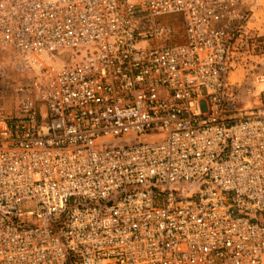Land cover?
Segmentation results:
<instances>
[{
    "label": "built area",
    "instance_id": "obj_1",
    "mask_svg": "<svg viewBox=\"0 0 264 264\" xmlns=\"http://www.w3.org/2000/svg\"><path fill=\"white\" fill-rule=\"evenodd\" d=\"M252 16L247 0H0V44L29 75L0 113V264H264Z\"/></svg>",
    "mask_w": 264,
    "mask_h": 264
},
{
    "label": "rangeland",
    "instance_id": "obj_2",
    "mask_svg": "<svg viewBox=\"0 0 264 264\" xmlns=\"http://www.w3.org/2000/svg\"><path fill=\"white\" fill-rule=\"evenodd\" d=\"M252 9L251 27L256 35L262 34L259 40H264V0H247ZM181 15H166L158 17L157 21L174 25L181 21ZM258 52V48H256ZM14 54L6 50L0 44V113H11L17 106L19 89L27 84L29 75L22 70L14 58ZM248 75L244 68L235 70L231 74V80L238 82L247 81Z\"/></svg>",
    "mask_w": 264,
    "mask_h": 264
}]
</instances>
